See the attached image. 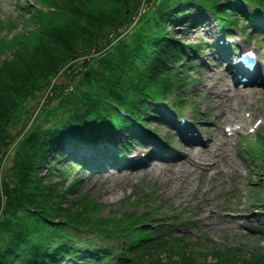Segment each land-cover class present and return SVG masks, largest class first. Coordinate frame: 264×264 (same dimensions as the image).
Listing matches in <instances>:
<instances>
[{
  "label": "trees",
  "instance_id": "1",
  "mask_svg": "<svg viewBox=\"0 0 264 264\" xmlns=\"http://www.w3.org/2000/svg\"><path fill=\"white\" fill-rule=\"evenodd\" d=\"M39 3L44 8L31 10L24 29L13 26L16 31L0 39V207L6 197L0 264H55L96 241L130 236L145 227L149 213L103 218L97 203L73 195L75 182L65 186L67 169L59 166L70 160L66 145L97 143L121 129L129 137L143 132L153 113L150 104L177 89L176 64L188 47L172 29L192 20L194 9L209 10L226 32L241 17L253 21L264 11V0H149L133 23L141 0ZM32 114L31 126L19 137ZM15 141L4 162V152ZM257 155L264 158L262 152ZM82 163L75 159L76 165ZM56 173L61 188L54 183ZM149 240L129 239L126 254L115 256H130L127 264H264L263 249L246 256L227 245H219L213 262L200 261L180 237L171 239L179 260L162 262L151 251L170 241ZM107 245L105 255L113 249Z\"/></svg>",
  "mask_w": 264,
  "mask_h": 264
},
{
  "label": "rangeland",
  "instance_id": "2",
  "mask_svg": "<svg viewBox=\"0 0 264 264\" xmlns=\"http://www.w3.org/2000/svg\"><path fill=\"white\" fill-rule=\"evenodd\" d=\"M38 3V0H0V39L7 33L15 32L13 26L24 29L25 18L32 9L39 6ZM148 4L149 0H141L138 13L132 18L133 23L138 20ZM190 15L192 20L175 26L172 31L186 45L196 44L202 46V49L199 54L196 53L197 58L193 60L192 66L185 63L183 66L181 63L178 65V75L183 78L178 83V90H173L165 101L153 105V112L157 110L165 112L168 115L167 119L155 118L153 113L146 123L149 131L155 135L149 136L148 144H131L134 147L132 150L138 153L141 149L140 153L143 156L149 151L144 148L145 146L149 149L155 147V140L166 137L170 141V147L164 158L158 157V160L148 161L150 166L147 171L130 173L123 169L103 172L100 169H90L88 164L80 167L73 163V156L81 158L95 155L98 148L96 144H94L96 149L86 144L66 145L70 160L62 161L59 166L67 169L68 179L65 186L75 182L73 195L97 203L98 216L113 218L133 210L142 214L148 210L154 211L151 215L153 220L149 223L152 237H181L184 241L180 243L184 245L186 251L196 255L200 261L206 259L207 262H213L215 250L221 244L236 249L237 255L249 256L254 249L264 250V229L259 227L264 207L258 201L264 199V158H256L249 152L250 140L256 135H261L257 146L264 154V93L257 94L255 98H248L246 104L238 106L236 113L242 119L226 118L220 121L219 114L211 106L210 96L204 86L209 84L211 75L218 77L217 81L219 77L230 78L227 63L223 64L218 58V53L210 50V44L218 46L223 40L227 46L230 43L239 45L240 50L249 45L256 46L263 55L261 64H264V33L257 37L260 43H257V40L246 41L244 36L246 28L249 27L251 31L256 23L260 24V27H255L254 30L264 32V11L255 22L245 23L243 20L230 34L221 33L216 18L209 10L194 9ZM239 83L236 82L235 87L242 90L249 88H242L241 84L238 86ZM227 89L228 87L225 91ZM182 120L186 123L184 126H181ZM227 127L238 128L239 132L227 136L230 132ZM224 130L229 138L230 143L227 146L230 150L228 157L221 160L219 171L214 168L204 170L201 167L193 170L189 168L190 165H186L188 168H185L182 174L175 171L171 176L163 169L164 163L175 165L184 162L182 151L184 148L196 151L202 147L197 145L202 144L200 140L210 146L212 139H215V136L220 138ZM189 131H195L197 140H182L185 139L183 136L189 137L187 135ZM121 134L122 131L119 134L117 132L110 134L109 137L114 135L117 137L116 140L110 139V142L114 147L123 148L124 152H127L124 146L126 136ZM244 147L246 149H243ZM209 151L211 154L212 148ZM178 174L182 176L176 180ZM52 177L54 183L61 188L62 181L58 173ZM225 214H237V217L235 221L230 222L226 220L232 216H225V220L221 217ZM236 222L240 223L237 227ZM128 238L129 236L123 235L115 239L108 238L107 241L113 245L114 252L120 251L125 254ZM168 241H170L168 246L159 243L158 249L151 251L152 255L159 257L162 262H168L170 257L179 260L180 252L177 248L171 247L174 245L173 240ZM154 242L157 241H148L150 244ZM163 246L164 249L160 250ZM136 250L137 248L134 249L135 252ZM88 256L89 258L74 261V257L70 255L57 264H127L129 260L128 256L122 259L115 255L91 257L88 254Z\"/></svg>",
  "mask_w": 264,
  "mask_h": 264
},
{
  "label": "bare ground",
  "instance_id": "3",
  "mask_svg": "<svg viewBox=\"0 0 264 264\" xmlns=\"http://www.w3.org/2000/svg\"><path fill=\"white\" fill-rule=\"evenodd\" d=\"M210 78L211 80L209 81V84L204 86V88L206 89V91H208V94L211 99V106H213L217 110L219 114L218 119L220 121H222L221 119L226 118L240 119L241 116L236 113V110L239 109L238 106L246 104L248 98H255L257 94L264 93V90H249L248 92L243 91L241 89L234 90L230 87L231 80L227 77L221 78L222 82H220V84L216 80V78L218 77L211 75ZM226 87H229L227 89V92H225ZM228 143L229 140L225 137V133L223 131L220 134V138L215 136V139L212 140V144L210 146L205 145L202 150L194 151L190 148H184L182 150L184 154V162H180L177 165H168L169 163H164L162 164V167L165 171H168L171 176L174 175L175 171H178L180 174H182V172L186 170L185 168H188L186 165H190L191 167L189 168H192L193 170H195L196 167H201L204 170L214 167L216 170H218L220 166V161L228 157L227 155L230 150L229 146H227ZM211 148L213 150V152L211 153L212 155L209 154V149ZM105 157L108 158L107 156ZM207 160H211V162L206 163ZM236 171L238 172V169H236ZM181 176L182 175L175 177L176 180H178V178H180ZM225 216L226 214L221 217H223V219L225 220ZM226 221L233 222L235 221V218H230Z\"/></svg>",
  "mask_w": 264,
  "mask_h": 264
}]
</instances>
